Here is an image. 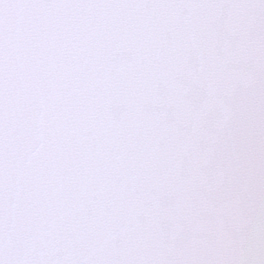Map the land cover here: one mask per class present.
<instances>
[{
  "label": "snow or ice",
  "instance_id": "6c2138e0",
  "mask_svg": "<svg viewBox=\"0 0 264 264\" xmlns=\"http://www.w3.org/2000/svg\"><path fill=\"white\" fill-rule=\"evenodd\" d=\"M0 264H264V0H0Z\"/></svg>",
  "mask_w": 264,
  "mask_h": 264
}]
</instances>
